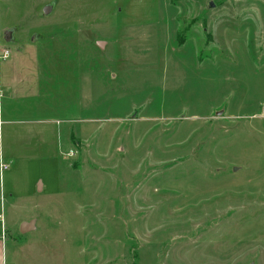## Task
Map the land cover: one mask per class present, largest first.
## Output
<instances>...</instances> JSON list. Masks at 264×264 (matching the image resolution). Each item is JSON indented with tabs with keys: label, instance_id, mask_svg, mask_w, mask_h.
Segmentation results:
<instances>
[{
	"label": "rangeland",
	"instance_id": "rangeland-1",
	"mask_svg": "<svg viewBox=\"0 0 264 264\" xmlns=\"http://www.w3.org/2000/svg\"><path fill=\"white\" fill-rule=\"evenodd\" d=\"M5 23L8 57L52 59L62 128L2 173L0 264H264V0H0Z\"/></svg>",
	"mask_w": 264,
	"mask_h": 264
},
{
	"label": "crops",
	"instance_id": "crops-1",
	"mask_svg": "<svg viewBox=\"0 0 264 264\" xmlns=\"http://www.w3.org/2000/svg\"><path fill=\"white\" fill-rule=\"evenodd\" d=\"M5 1L10 7L12 1L20 0ZM11 25L5 23L0 33L4 40L5 31L11 30L7 38L17 43V24ZM51 63L52 59L38 56L37 48L32 43L19 44L11 57L0 59V163L8 166L0 170V180L2 173L8 172L16 161L30 159L37 144L53 142V131L60 134V119L47 115V109H53L48 102V93H52V79L47 75V66ZM65 153L60 152V157ZM42 188L38 184L37 193ZM33 219L37 226L36 219ZM23 221L29 220L22 219L19 225Z\"/></svg>",
	"mask_w": 264,
	"mask_h": 264
},
{
	"label": "water",
	"instance_id": "water-1",
	"mask_svg": "<svg viewBox=\"0 0 264 264\" xmlns=\"http://www.w3.org/2000/svg\"><path fill=\"white\" fill-rule=\"evenodd\" d=\"M212 5V4H210ZM51 8H52V4H48V5H45L44 7V10L43 12L45 14H48L50 11H51ZM11 32V30H7L5 31V40L9 41V39L7 38V35ZM36 228L35 226V220L34 219H31L29 221H23L21 222L20 226H19V231L21 233H25L27 231H31V230H34Z\"/></svg>",
	"mask_w": 264,
	"mask_h": 264
},
{
	"label": "built area",
	"instance_id": "built-area-1",
	"mask_svg": "<svg viewBox=\"0 0 264 264\" xmlns=\"http://www.w3.org/2000/svg\"><path fill=\"white\" fill-rule=\"evenodd\" d=\"M9 53H10V51L8 48L0 47V59L8 58ZM72 155H73V152L70 151V152H67L65 154H62L61 158L65 159L66 156H72ZM7 167L8 166L6 164L0 163V170H5V169H7Z\"/></svg>",
	"mask_w": 264,
	"mask_h": 264
}]
</instances>
